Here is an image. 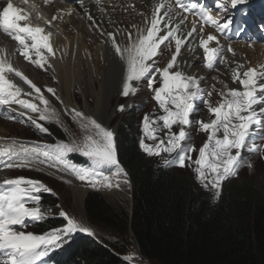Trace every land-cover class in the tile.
I'll return each mask as SVG.
<instances>
[{
	"label": "snow or ice",
	"instance_id": "6c2138e0",
	"mask_svg": "<svg viewBox=\"0 0 264 264\" xmlns=\"http://www.w3.org/2000/svg\"><path fill=\"white\" fill-rule=\"evenodd\" d=\"M248 2L249 0H215V7L220 12H227L229 8L236 9L238 5ZM42 3L48 5L51 0H42ZM97 3L99 4V0ZM70 11L68 10L69 14ZM174 11L175 16L172 15ZM211 13L212 9L201 3V0H154L151 17H145L144 27L131 25L136 29L135 35L131 31L120 29L104 35L107 37L105 42L111 44L115 55L123 62L121 94L125 97L135 95L146 80L151 98L163 113L155 118L148 113L144 114L140 148L149 156L168 153L169 158L161 156L165 167H191L195 179L204 188H210L213 198L218 199L224 181L236 177L245 165L250 169L253 167L243 156L246 147L249 153H259L260 158L264 159V143L247 145L253 125L264 124V107H259L257 111V106L264 105V65L245 68V64L234 61L236 67L230 69L231 80L238 83L239 87L225 85L223 90L218 91L220 100L215 105L205 98L204 90L200 87L202 78L179 70L178 56L182 46L198 33V47L202 50L205 66L214 69L218 62L227 63L219 36L208 33L205 38L204 26H210L216 33L227 36L232 31L233 19L231 15L225 19ZM187 14L195 19L191 21V29L184 34L181 25L187 21ZM63 15L64 10L58 9L51 20H46L45 23L51 25L53 21L62 19ZM177 17L180 18L179 23H174ZM87 18L92 21L90 15ZM239 31L242 29L237 31V35ZM0 35L15 42L13 53L33 66L45 71L52 67L49 57H54L56 53L51 43L52 34L46 32L44 27L33 25L30 14L14 6L12 0H0ZM118 36L125 38L127 43L121 44ZM173 42L175 51L171 53V58L164 67L157 66V58L163 55L162 46L168 45L171 48ZM212 44L215 46H211ZM188 47L194 50L196 46L188 44ZM227 51L235 55V49L230 44ZM16 78L23 84L17 83ZM23 85H27L28 89ZM45 91L63 104L54 88L46 87ZM207 95L210 97L212 93L208 92ZM197 100L202 101L207 108V121H193L190 118ZM0 105L21 106L23 111H19L17 115L26 117L27 122L41 133H48L49 130L39 121L55 120L59 123L56 109L51 107L44 91L13 66L11 55L2 47ZM124 107L120 105L118 110L123 111ZM65 112L87 133L82 141H60L54 145L32 147L15 139L0 138L2 168L38 169L40 166H47L70 173L93 189L119 188L121 184H127V172L118 160L113 131L75 108L65 107ZM9 118L15 119V116ZM193 124L198 125V129L206 134V139L198 149L187 143L190 135L187 128ZM174 126L179 127L178 132L173 131ZM161 131L164 132L163 137L159 135ZM145 138L153 143H146ZM261 139L264 140V136ZM68 153H79L91 162V166L71 163L66 159ZM193 153H197L194 159ZM101 168H107L108 174L98 171ZM41 192L51 193L52 189L40 180L25 176L0 177V264H43L51 251L70 242L74 234L79 232L95 235L90 226L70 216L63 209L58 213L65 221L61 227L40 234L27 231L29 220L42 221L51 212V209L41 207ZM125 259L131 261L133 256L130 254Z\"/></svg>",
	"mask_w": 264,
	"mask_h": 264
},
{
	"label": "trees",
	"instance_id": "16d2710c",
	"mask_svg": "<svg viewBox=\"0 0 264 264\" xmlns=\"http://www.w3.org/2000/svg\"><path fill=\"white\" fill-rule=\"evenodd\" d=\"M118 120L115 147L131 185L130 211L89 191L83 201L87 221L99 239L81 234L52 254L56 264H129L120 254L130 240L151 264H264V195L240 175L222 185L213 199L182 169L156 163L140 148L136 112ZM56 137L60 129L49 125ZM41 206L57 199L42 193ZM51 215L38 222L40 232L61 227Z\"/></svg>",
	"mask_w": 264,
	"mask_h": 264
},
{
	"label": "rangeland",
	"instance_id": "374dc122",
	"mask_svg": "<svg viewBox=\"0 0 264 264\" xmlns=\"http://www.w3.org/2000/svg\"><path fill=\"white\" fill-rule=\"evenodd\" d=\"M96 52L92 51L93 57L95 56ZM170 56L165 55V54L159 56L157 58L158 59V66L163 61H164V63H167V60H168V58H170ZM97 58L99 59V57H97ZM199 60H200V57L198 58V61ZM91 64H94V65H92V67L94 66L95 69H94V71H92V73L90 75L88 73L87 74L84 73V75L81 76L80 81H79V79L77 81L73 79V81H75V82L73 83V86H72V89L70 92L71 100H69V103H71V105L69 103H68L69 104L68 105L65 102V98L67 97V95H66L65 91L61 89L59 80L54 79L50 72L45 74V73H42L41 71H39V73H37V75L33 76L37 71H32L31 72L32 75L29 78L32 81L34 79V82L36 83L37 87H40L41 90L44 91V95L46 96V98L49 99L51 107L56 109L57 115L59 117V123H57L55 120H53V121H55L60 126H57V125H54V126L57 127V129L61 130L66 143L71 142V141L80 142V141H82L83 137L87 133L83 129L80 128L79 123L76 120H73L72 116L68 115L65 112V107H67L68 109L75 108L78 111L84 113L86 116L93 117L98 123H101L102 126L110 129L111 131L114 130L115 125L117 124L116 120H119V116L124 114V111L126 110V107H124L123 111L118 110V107L120 105H124V106L127 105L126 104L127 98L121 94L122 89L116 91V93H113L112 96L109 95V98H108V96H105V94H104V92H106V91H112V90L107 89L105 87L106 86V80H108L110 72L108 69V62H105V60H104V55L100 56L98 66L95 65L94 61ZM193 65L196 67L195 63ZM87 68L88 67H86L84 69L85 70L91 69V67H89L88 69ZM179 69L185 73H187L189 71V70H187L186 66H182ZM221 74H224V73L220 72L219 75H221ZM202 76H204V75H202ZM212 77H214V75H212ZM212 77L210 75L204 76V79L201 80V85H200L201 89H203L205 87V92L203 93L204 97L206 96V93L210 92V91L212 93V98H214V96L217 97V95H218V91H219L218 86L212 87L208 83V80H211ZM262 82H264V81H262ZM103 83L105 84L103 86V90H102L100 96L97 97L96 92H98L97 90H99L100 85H102ZM143 83H144V86L139 88V90L136 94L137 95L136 103H135V105H133L135 107L134 111L136 112V118H135L136 124L138 122L137 134H138L139 141L143 135L142 130H141V127H142L141 122H142V118H143L144 114L148 113L153 118H155L158 115L163 114L162 110L156 106L155 101L151 98L152 94L146 87L147 81L145 80ZM156 86H158V85H156ZM46 87L54 88L56 91V94L63 101V104H61L60 101H57L55 99V97H53L51 94L47 93L45 91ZM212 98L210 99L211 102L213 101ZM98 99L105 101L104 103L106 104L105 105L106 110L99 107L100 108L98 110L99 114H94V111L96 110L95 108L100 103H102ZM101 106H103V104H101ZM259 107H263V105L257 106V110L259 109ZM138 108H140V109H138ZM33 115L35 116L36 114H33ZM190 118L193 121H197V120L207 121L209 119V113L207 112V108L202 103V101H200V100L195 101V111L192 113ZM39 122L45 126V123L47 121H39ZM159 123L162 125V122H159ZM257 124H258L257 126L259 128H256V129L252 128L251 129V135L247 140V145L248 144L250 145L253 143H256V144L264 143V140L261 139L262 134H264V124H261V123H257ZM25 125L29 126L30 129H27L25 127ZM1 127L3 128V130H0V135L4 134L5 136L10 137V138H14L15 140L20 141V142L21 141L24 142L25 140H27L24 138H31V137H36L37 135H41V134L46 135L47 134V133L39 132L34 126L32 127V125L29 122H28V124H23L22 126H19V125L12 123V122L8 123L5 121H1L0 122V128ZM173 131L178 132L179 127L174 126ZM187 131L190 134L189 139L187 140V143L195 145V147L198 149L202 145L204 140L206 139V134L204 132L200 131L198 129V125H196V124L188 126ZM159 135L161 137H163L164 132L161 131L159 133ZM145 142L148 144L153 143V141L147 140L146 138H145ZM29 145H32V143H29ZM196 154L197 153L192 154L193 159L195 158ZM147 156L150 157L152 160H154L156 163H160L162 165H164V164L162 162L161 156L164 158H169L168 153H162L161 156H149V155H147ZM243 156L246 160H249L251 162L253 167L250 170H248V172H247L248 167H247V165H245L243 168H241L239 170L238 175H240L241 178H246V179L250 180L251 182L255 183L257 189L260 190L264 195V159L260 158L259 153H249L247 151V147L243 151ZM88 163L91 166V162L89 161ZM168 167H170L172 169L178 168V169L184 170L185 172H187L188 175H190V177L192 178L194 183H197L202 188H204L195 179V174H194L191 167L181 168V167L176 166V165H169ZM39 169L42 170L46 175L43 174V172H41V176L40 175L36 176V178H37L36 180L42 181L47 187L49 186L52 189V191L54 192V194L56 195V199H57L56 213H57V215H58L59 211L61 209H63L70 216L75 217L76 219L82 221L83 223H85L86 225L91 227L92 225L87 221L85 214H84L83 205H82L83 200L80 202L78 200H76L74 198V195H73L71 189H70V186L67 185L66 182L63 181L62 179H59L57 176L53 175L52 172L50 171L52 169H50L46 166H40ZM101 169L108 171L107 168H101ZM4 172H5V175L3 177H8V178L16 177V176L29 177V176L25 175L24 173L20 174V171L5 169ZM47 175H50L51 177H48ZM238 175L236 177H238ZM54 177L57 178L58 180H56ZM233 178H235V177H233ZM127 179H128V177H127ZM223 183H222V185H223ZM204 189L208 190L211 193L212 198H213V191L210 190V188L209 189L204 188ZM130 190H131V185L129 184V180H128L127 184H121V186L119 187V190H117L118 193H116L115 196L108 195L107 193L106 194L102 193V195L110 204H112L116 207L120 206V207H123V208L130 210V207H131L130 199H129L130 192H131ZM26 230L37 233L31 227H26ZM123 248H124V253L122 254V258L125 262H128L129 264H151V263H149V261L143 260L140 257L139 252H138V247L131 240H130L129 244H126ZM130 254L133 256V259L131 261H128L125 259V257L129 256Z\"/></svg>",
	"mask_w": 264,
	"mask_h": 264
},
{
	"label": "bare ground",
	"instance_id": "6f19581e",
	"mask_svg": "<svg viewBox=\"0 0 264 264\" xmlns=\"http://www.w3.org/2000/svg\"><path fill=\"white\" fill-rule=\"evenodd\" d=\"M144 12L145 11L138 9L136 12L130 15V21H128L129 19L128 14L120 15L117 12H115L113 15L112 12H110V13H107L111 16L110 18H108L106 16V11H105V14H103L102 16H100L99 14L97 15V18H98L97 23L102 31L115 33L117 29H120L117 27L118 23L123 22V24L126 27L125 30L131 31L135 35L136 29H133L131 25L135 24L138 27L143 28L145 17H149V18L151 17L150 15H145ZM174 23H179V19L176 18ZM68 25L70 26L69 29H68ZM62 27H63V30L68 33V38L65 39L58 34L57 36L56 35L51 36V43L53 45V48L56 50V53L54 57H51V56L49 57V61L52 67L49 68L47 72L50 71L53 78L59 80L61 89L64 90L67 95V97L65 98V102L68 104L69 100H71L70 92H71L73 83L75 82L73 81V79L76 81L79 79L80 81L81 76L84 75V73L86 74L88 73L90 75L92 71H94L95 69L94 66L92 67V65L94 64H91V63H93L94 61L95 65L98 66V62L100 60L101 55H104L105 62H108V69L110 72L109 78L108 80H106L105 87L107 89L112 90V91L104 92L105 96H108L109 98V95L112 96L113 93H116V91L122 89L123 62L119 59L118 56L115 55V52L111 48L110 43H106V42L102 43V39L107 38L106 35L105 36L98 35L96 34V32L88 29L86 26H81L77 22V19L75 18L68 19V23L67 24L65 23V25ZM181 31L184 34H186L188 30L187 29L185 30L181 27ZM208 33L216 34L215 31L211 30V31H205L203 35L206 37ZM195 36L193 38H189V41L184 46H182L181 54L178 56L179 68H181L182 66H186L187 70H189L187 72L188 75H195L202 79H204V76L210 75L212 77V75H214V77H212L211 80H208V83L212 87L218 86L219 91L223 90L225 85L231 88L239 87L238 83H233L231 80L230 69L236 67V63H234V61L245 64V68L249 66L258 67L260 65H264V48L259 46L258 42H256L254 45L251 44L252 45L251 47L249 45H239L235 43L232 45L233 49H235V55H233L231 52L224 53L223 56H224V59L227 61V63L226 64L219 63L220 65L217 68L213 69L212 71H207L202 67V65L206 67L203 61L202 50H200L198 46H196V43L193 41ZM117 39L121 44L127 43V40L125 38L118 36ZM219 40L221 44L222 43L225 44L224 49H227V46L229 45V43L224 41L222 38H220ZM188 44L195 45L196 47L194 48V50L189 51L190 49L188 47ZM92 45L94 46L92 47ZM212 45H215V44H212ZM166 49L168 51V55L170 56L171 53L175 51L174 42L172 43L171 48H169L167 45ZM186 49L187 51L191 52V54H189L188 52H185ZM92 51H95V52L97 51L94 57L92 56ZM201 53H202V57L200 58V64H198L197 63L198 55ZM97 57H99V59ZM11 62L15 68L19 69L24 74L26 75L30 74V72L26 71L27 66L25 65L23 66L21 64L19 65L15 64L14 63L15 60L13 59H11ZM194 63L196 64V67L193 65ZM165 65L166 63L163 65V67ZM86 67L88 68L91 67V69L89 70L87 68L88 70H85L84 68ZM220 72H223L224 74L219 75ZM16 82L23 84V82L20 81L19 78H16ZM104 85H105L104 83L100 85L99 90H97L98 91L96 92L97 97L100 96ZM200 85H201V82H200ZM23 87L26 90L28 89L27 85H23ZM203 90L205 92V87L203 88ZM207 94L208 92L206 93L205 97L208 99H211L212 95L208 97ZM133 97L134 95H131V94L127 96L126 104H128V102ZM212 99L213 101L211 103L215 105L220 100V96L219 95H217V97L214 96V98ZM99 101H101L102 103L100 104L98 103L99 105L95 108L96 110L94 111V114H99L98 110L100 108H103L104 110H106L105 108L106 104L104 103L105 101L103 100H99ZM69 104L71 105V103ZM101 104H103L104 107L101 106ZM11 106L15 110H19V111L23 110L21 106L19 105H11ZM257 111H259V109ZM121 117L122 116H119V119H121ZM257 125L258 124L253 125L252 128H255V129L259 128ZM0 130H3V128L1 127ZM114 130H113V133H114ZM262 136H264V134H262ZM248 170H250V168H247V172ZM50 171L52 173L54 171V173H56L59 177H61L66 182V184L70 186V189L76 200H78L79 202L83 200L84 194L86 190L89 188V186H87L85 182H81L77 180L70 173L60 172L58 169H52ZM100 171L102 172V170ZM105 174H108V172H105ZM4 175H5V172L2 171L0 173V177H3ZM68 181H71V183H69ZM100 190L102 191L103 194L107 193L108 195L115 196V194L118 193L117 190H119V188H116V187L100 188Z\"/></svg>",
	"mask_w": 264,
	"mask_h": 264
}]
</instances>
